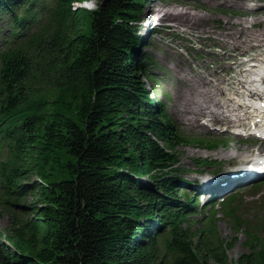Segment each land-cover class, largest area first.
<instances>
[{"label": "trees", "instance_id": "16d2710c", "mask_svg": "<svg viewBox=\"0 0 264 264\" xmlns=\"http://www.w3.org/2000/svg\"><path fill=\"white\" fill-rule=\"evenodd\" d=\"M84 1L0 0V264H227L212 201L190 228L178 151L220 143L181 132L146 87L144 0ZM248 241L237 262L264 264Z\"/></svg>", "mask_w": 264, "mask_h": 264}, {"label": "rangeland", "instance_id": "374dc122", "mask_svg": "<svg viewBox=\"0 0 264 264\" xmlns=\"http://www.w3.org/2000/svg\"><path fill=\"white\" fill-rule=\"evenodd\" d=\"M82 4L86 8H94L95 2L86 0ZM174 5L183 14L204 16L205 19L195 25L177 27L171 17L156 20L155 15L147 14L150 7L161 12L172 10ZM263 8L264 3L255 0L142 1V11L135 24L138 33L144 37L145 43L140 50L150 61L148 70L153 78H143L146 87L150 91L157 89L160 92V98L185 135L204 136L220 143L215 148L197 144H182L178 147L180 165L186 170L183 178L190 183L191 193L195 191L198 178L203 176L197 172L200 168L203 169L195 161L197 158L221 164L222 174L231 177V172L224 171L227 166L237 167L239 164L252 162L251 154L254 150L256 152L259 148L263 149V145L256 142L254 136L239 134V130L245 129L228 124L230 121L236 123L230 117L244 111L240 104L256 103L240 93L247 88L253 89L251 79L254 73L243 71V75H240L238 71L245 70L250 63L264 65V44L258 45L255 40L243 39V35L250 34L249 31L261 32L264 23L250 24V21L253 17L251 12ZM261 17L263 19L264 14ZM242 31L246 32L240 35ZM219 77L224 82L219 83ZM206 80L208 84L205 83ZM255 85L260 89L264 87V84ZM220 86L235 89L240 94L231 100L220 98V95H216ZM207 105L214 108L213 112H218L219 117L230 114L228 121H219L221 125L211 124L210 121L209 125H201L203 121L207 122L206 118L211 119L204 109ZM246 130H249L248 127ZM232 193L236 194L232 206L243 218L240 220L241 226H234L221 205L217 204L216 225L212 231L223 240L227 264H239L238 258L250 250L248 240L253 235L264 242V182L241 184L232 189ZM206 197L203 195L200 201H204ZM209 208H206L205 215ZM204 213L197 214V221L190 226L193 231H199L206 224L208 217ZM7 224V214L0 211V230ZM203 236L206 237L201 235L200 242L206 240ZM194 240L196 242L197 238ZM210 261L215 262L213 258Z\"/></svg>", "mask_w": 264, "mask_h": 264}, {"label": "bare ground", "instance_id": "6f19581e", "mask_svg": "<svg viewBox=\"0 0 264 264\" xmlns=\"http://www.w3.org/2000/svg\"><path fill=\"white\" fill-rule=\"evenodd\" d=\"M255 1L264 3V0H255ZM176 7L177 6L174 5V6H172V10H170V9L162 10L161 12H158L159 10L156 8L153 9V7H150L147 11V14L155 15L156 20H159L160 18H163L166 16L169 18L171 17L174 19V24L177 27L181 26V25L182 26L195 25V23H200L202 20L205 19L204 16L183 14V12L180 10H177ZM251 14H253V17H252V20L250 21V24L251 23L257 24L260 22L264 23V18L262 19V17H261V15L264 14V8L259 10V11L254 10L251 12ZM236 22L241 23L242 21H239V22L236 21ZM244 32H246V31H242V34H240V35H243ZM249 32H250L249 35H243V39L245 41L246 40L247 41L255 40L258 45L264 44V24L261 28V32H258V33H254L252 31H249ZM258 35H261L262 37L258 38L257 37ZM259 65L260 64L254 63V64H251L249 66V68H246L245 70H239L238 72L240 73V75H243V74H241V73H243V71L253 73ZM244 76H246V74H244ZM261 81L263 83L264 79L261 78ZM222 82H224V79L219 77V83H222ZM205 83L208 84L209 82H207V80H206ZM240 93L242 96L246 95V96H251V97H253L255 95H257L258 97H261L262 95H264V91L262 89L261 90L244 89ZM240 93L237 92L235 89H225L222 86H220L218 89V93L216 95H220V98L231 100V99L235 98V95L239 96ZM240 105H241V108H244V112L241 115H238L235 113L232 116V117H235V119H234L235 121L239 122V124L237 126H242L243 128L251 127V125L256 126L258 123H260L262 121L261 118H259L260 120H257L255 118H257L260 114H262V113H260V111H257V110L263 109L264 105L260 104L259 105L260 107H257L256 109H255V107H253V108L251 107V109H246V108L250 107L249 104H240ZM204 109L206 110L205 112H208V116H210L211 118L217 119L218 121H221V120L228 121V119H229L228 115H223V116L219 117V115H218L219 113L218 112L214 113L213 112L214 108H212L208 105ZM204 116H207V114ZM209 120L210 119L208 118L207 122H205V125L206 124L209 125L208 124ZM251 121H252V123H251ZM203 124H204V122H203ZM229 126H232V124L229 123ZM254 128H256V127H253V129ZM253 131L261 132L264 130L262 129V130H253ZM255 154H256V152L254 150V152L251 154V157L253 158V156H255ZM261 157L264 158V156H261ZM252 158H251V160H252ZM249 162L250 161H248V163ZM263 163H264V159L260 162V164L262 165ZM261 171H263V170H261ZM248 179H250V178H248ZM204 182H206V181H204ZM210 185H212V183Z\"/></svg>", "mask_w": 264, "mask_h": 264}]
</instances>
